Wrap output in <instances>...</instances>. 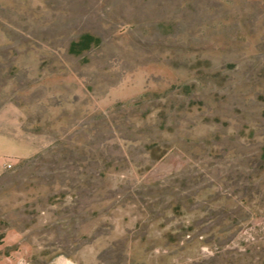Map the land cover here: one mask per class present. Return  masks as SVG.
Returning a JSON list of instances; mask_svg holds the SVG:
<instances>
[{
  "label": "rangeland",
  "instance_id": "rangeland-1",
  "mask_svg": "<svg viewBox=\"0 0 264 264\" xmlns=\"http://www.w3.org/2000/svg\"><path fill=\"white\" fill-rule=\"evenodd\" d=\"M61 260L264 264V0H0V264Z\"/></svg>",
  "mask_w": 264,
  "mask_h": 264
},
{
  "label": "bare ground",
  "instance_id": "bare-ground-1",
  "mask_svg": "<svg viewBox=\"0 0 264 264\" xmlns=\"http://www.w3.org/2000/svg\"><path fill=\"white\" fill-rule=\"evenodd\" d=\"M60 264H73V263H71V262H69L67 260H61L60 261Z\"/></svg>",
  "mask_w": 264,
  "mask_h": 264
},
{
  "label": "built area",
  "instance_id": "built-area-1",
  "mask_svg": "<svg viewBox=\"0 0 264 264\" xmlns=\"http://www.w3.org/2000/svg\"><path fill=\"white\" fill-rule=\"evenodd\" d=\"M11 165H9V167H10Z\"/></svg>",
  "mask_w": 264,
  "mask_h": 264
}]
</instances>
